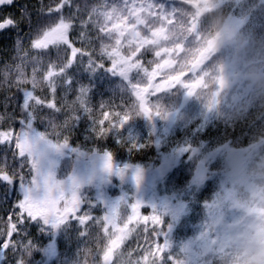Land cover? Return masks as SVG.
Listing matches in <instances>:
<instances>
[{
  "label": "snow or ice",
  "instance_id": "6c2138e0",
  "mask_svg": "<svg viewBox=\"0 0 264 264\" xmlns=\"http://www.w3.org/2000/svg\"><path fill=\"white\" fill-rule=\"evenodd\" d=\"M11 2L0 0V5ZM46 11L50 17L46 25L34 34L27 48L20 47L12 63L0 68V86L6 93L15 88L20 94L18 104L15 95L5 96L4 113L0 115L3 122L0 124V146L10 154L0 156V182L15 183L22 193L4 217H0V264H27L35 247L24 235V228L30 222L56 229L75 221L80 226L81 238L87 236L89 227L94 225L97 229L95 256L98 257L94 264H215L217 258H230L235 247L234 223H228L231 194L223 187V181L224 195L206 205L212 210V219L192 242L198 244V249L193 251L189 245H184L180 253L174 254L168 239L172 225H166L163 218L168 215L175 221L182 205L174 207L167 200L145 201L136 195L107 200L98 194L89 199L81 189L82 185L91 183L92 177H78L74 167L73 174L63 180L57 179L52 157H74V165L83 158L93 165L98 161L104 173L122 180L130 175L139 187L144 169L129 163L116 164L112 151L107 148L98 149L93 145L85 152L79 147H71L69 137L64 134L69 125L86 113L96 140L103 141L113 135L116 144L126 147L130 153L138 152L147 147V143L124 139L117 133L136 116H144L149 121L167 120L171 113L155 102L162 92L182 88L186 96H195L202 103L206 119L223 117L226 123L245 103L243 93L233 95L229 103L221 95L225 80L220 76L215 78L217 89L202 100L199 89L205 84L196 75L195 68L183 80L176 75L183 66L171 67L167 41L157 27V23L163 25L174 10L165 8L158 0H99L84 6L74 0H50ZM52 14H55L54 19H51ZM253 20L264 25V6L253 15ZM13 24L12 19H4L0 21V30ZM207 43L208 49L214 47V41ZM50 47H62L66 55L59 62L43 59L40 53ZM84 58H87L89 71L103 68L119 75L127 83L129 101L119 105L102 102L93 108L86 87L76 90L74 99L69 101L67 93L72 88V81L67 69ZM9 104L11 112L8 111ZM222 104L228 111H221ZM61 113L64 119L57 122L55 118ZM249 119V126L238 127L231 135L247 132L251 134V140L264 138V113L258 120L250 113ZM38 120L47 122L48 131H35L34 124ZM209 136L222 139V130L218 127L210 129ZM256 146L249 144L246 151L251 152ZM183 153H188L191 159L198 149L186 144L176 150L177 155ZM212 156L209 154L198 161L191 181L193 185H199L209 175L207 163ZM85 204L87 208L82 207ZM97 206L103 210L101 215L92 212ZM133 233L138 240L142 234L144 242L122 251L121 245ZM101 240L103 246L99 243ZM84 251L87 253L88 250ZM75 264L82 262L78 259Z\"/></svg>",
  "mask_w": 264,
  "mask_h": 264
},
{
  "label": "trees",
  "instance_id": "16d2710c",
  "mask_svg": "<svg viewBox=\"0 0 264 264\" xmlns=\"http://www.w3.org/2000/svg\"><path fill=\"white\" fill-rule=\"evenodd\" d=\"M198 0H158L163 3L165 8L174 10L171 15L166 18L163 25L159 22L157 27L161 29L160 33H164V40L167 41V56L173 58L176 67L195 65V58L198 56V39L193 35L191 22L194 18H198L195 11V4ZM82 6L92 5L99 0H74ZM39 3L45 5V10L39 8L37 10V23L35 22L34 34L46 25L50 17L47 9L50 5L48 0H39ZM264 6V0H228L226 9L222 11L228 20L239 19L246 20V29L242 28L241 35L250 48L254 49L256 44L264 41V25L253 20V15L260 12ZM215 12H211L201 16L196 23H201V35L204 41H207L214 36L207 35L208 18ZM55 14H52L51 19H54ZM45 24V25H43ZM31 35V39L33 38ZM75 35V33H73ZM163 51V49H162ZM43 59L48 61L59 62L66 55V50L62 47H50L46 51L40 53ZM213 54L203 67H198L196 75L203 73L200 78L208 85H212V79L215 75L212 74L210 62L213 61ZM235 59V58H233ZM87 58L78 60L67 69V75L72 81V88L67 93V99L71 101L74 99L76 90L80 87L88 89V100L90 106L98 107L102 102L121 104L129 101V93L127 91V83L119 76L113 75L111 72L103 68L95 71H89ZM223 64L216 65V74ZM30 71V69H29ZM2 80V79H1ZM211 80V83H210ZM62 90V89H61ZM11 98L15 95V101L18 104L20 94L16 92L15 88L10 89L7 93L4 87L0 86V115L4 113L5 96ZM245 103L240 110H237L228 123L224 118H205L204 120H195L187 125L177 126L170 130L173 124L174 110L179 104L181 95L178 92L166 93L162 92L159 98L155 101L159 103L162 100L163 107L167 109L171 115L168 118V129L161 127L163 123L161 119L155 120L159 123V132L157 135L153 133L152 123L144 116H136L131 119L123 129L119 130L117 135L124 139L136 140L140 143H147V147L138 152H129L126 147H122L115 143L113 135H109L105 140L98 141L92 133V122L88 118V114H81L80 118L65 130L64 134L69 137V144L71 147H79L82 151L87 152L93 145L98 149L107 148L112 151L115 162L129 163L132 165H139L142 167L156 166L160 162V155L162 153H171L176 151L179 147L191 144L198 149L196 156L191 159L188 153L181 154L176 166L165 178L166 193L177 194L182 196V201L187 207L186 214L174 227L170 242V250L172 253H180L184 245H189L193 251L198 249V244L192 242L196 241L200 236L205 225L211 220L210 212L212 211L206 205H211L223 193L225 185L222 187V177L227 175V169L224 164L225 153L246 151L249 144H253L251 134L245 132L239 136H233L238 127L249 126L251 120L249 114H254L255 119H259V115L264 113V104L257 103V93L251 85L248 91L243 94ZM59 103V101H57ZM160 104V103H159ZM177 105V106H176ZM174 106V107H173ZM175 108V109H174ZM9 112L12 111L11 104H9ZM57 122H62L64 115L58 114L55 118ZM3 122L0 121V124ZM19 128L20 125L14 124ZM35 127L37 131L42 133L48 131V124L46 121H36ZM222 130L223 138H213L209 136V130L216 128ZM35 129V130H36ZM157 141V144H156ZM253 151V150H252ZM251 151V152H252ZM213 154L212 161H208L207 168L209 175L206 176V181L202 185H193L191 183L192 177L195 173L197 163L203 156ZM10 155L6 148L0 146V156ZM65 159L72 160V157ZM67 166V165H66ZM253 187V186H252ZM244 189L239 190L237 202H243L245 208L253 206L254 195H250ZM22 193L19 186L15 183L4 184L0 182V217H4L5 213L12 207V205L20 199ZM254 199V201H253ZM259 208V207H258ZM241 212L235 207L230 208L229 219L236 223L239 220L232 212ZM245 216V215H244ZM247 217V216H245ZM244 221V220H243ZM242 222V221H241ZM89 222H86V224ZM80 226L75 221L66 223L54 229V238L52 242L53 255H38L36 251H31L28 256L27 264H75L79 259L82 264L86 261L87 264H94L98 259L95 256L97 251L96 233L97 229L93 225L88 229V235L80 237ZM102 235V234H101ZM140 239V238H139ZM103 246V240L99 242ZM140 240L136 235L125 242L122 251H127L129 247L136 248ZM84 250H88L85 253ZM136 253H133L135 256ZM241 255L235 254L232 251L230 258H217L215 264H238ZM127 257H125L126 259ZM9 260L11 257L9 256Z\"/></svg>",
  "mask_w": 264,
  "mask_h": 264
},
{
  "label": "rangeland",
  "instance_id": "374dc122",
  "mask_svg": "<svg viewBox=\"0 0 264 264\" xmlns=\"http://www.w3.org/2000/svg\"><path fill=\"white\" fill-rule=\"evenodd\" d=\"M227 2L228 0H198L196 2L194 7L198 18H194L193 21L191 22V25H192V31L194 33L193 35H195L196 38L198 39L199 51H198V56L195 58V62H196L195 65L192 66L185 65L182 71H178L176 73V75L179 76L181 80H183L184 77L188 76L192 72L193 68L197 70L198 67H203V65L208 61V59L213 54H216L215 37L209 39L214 41V47L212 49H208L207 42L209 40L204 41L200 32L202 24L200 22L199 23L196 22L201 16L205 14L216 12L217 10L221 12L224 11L226 9ZM229 21H231L239 29L240 34L242 28L246 29V25H245L246 20L231 19ZM160 35L164 39L165 34L160 33ZM169 56L171 55H168V57ZM171 67L173 68L176 67L173 58H172ZM200 74H198V77L200 76ZM220 76H223L225 80V88L222 91L221 95L222 97L225 98L227 97L230 100L232 96L236 95L238 92H242L244 94L245 91H248L251 86V84L245 77L242 67L237 64L235 59H232V61L229 64V76L231 77V79H229V77L225 75V67L223 65L212 79L213 84L208 85L207 83L204 82L205 87L199 89V91L202 94L205 92H208V94H210L211 92L216 90L218 86L215 78ZM157 79H159V77ZM161 83L165 84L164 81H161ZM210 88L211 91L209 92L208 90ZM165 92L166 93L178 92L179 96L181 95L179 104L178 106L176 105L177 108L176 109L174 108L175 109L174 116L172 117L173 124L171 125L169 131L173 130L177 126H181L184 124L187 125L197 119L204 120L206 118L203 105L195 96L193 97L186 96L182 88L179 89L174 88L171 91H165ZM159 103L163 105L162 100H160ZM165 121L168 122V119ZM165 121L164 120L162 121L163 123V126L161 127L162 130L164 128L168 129V124ZM151 123H152L153 133L157 135L159 132V123L155 119L151 120ZM34 129H36L35 124H34ZM35 131L40 132L37 131V129ZM230 153L233 152L225 153V156ZM180 155H177L176 152L169 154L162 153L160 155V162L156 166L153 165L149 167L140 166L142 169H144V175H143V180L139 185V187H137V185L132 180L130 175H126L125 178L122 180L115 175L104 173L100 168L98 161L96 162L95 165H93V163L90 160H87V158H83L80 162L75 163L74 165V157H72V160L65 159L67 155L59 156V157L53 156L52 158L55 160L56 166L54 171L57 179L63 180L69 174H73L74 167H75L74 174L77 175L78 177L82 179H87L89 176L92 177L91 183L82 185V189H81L84 195L89 199L95 198L98 194H102L103 197L106 198L107 200H116L121 195H128V196L136 195L145 201H153L159 203L161 201L167 200L174 207H179L180 205H182V207H179V211L176 215L175 221H172L171 217L168 215H166L163 218L166 225L168 223H171L172 225L171 230L168 232V239H170L174 227L184 217L187 211V207L185 203L182 201L181 195L178 196L177 194L166 193L165 178L171 172L172 168L176 166V164L178 163L180 159ZM213 158L214 156H212V159L210 161H212ZM115 163L118 165L124 164L119 162H115ZM221 164H224L225 166L224 160H222ZM102 177H107V179L106 180L102 179ZM222 179L225 188L228 189L231 194L230 204L232 205V207H235L241 211L243 210L245 211L243 214H240L241 212L238 213L236 211L232 212V215L236 216L237 219H239L235 221L236 223H234V228L232 230L233 236L235 237V247L233 248L232 251L235 252V254L242 255V243L245 240H247L251 235V233L247 230V226L244 224L243 220L245 219V216L251 217L258 215L261 212H264V209L260 207L258 208L257 201L256 202L254 201L255 198L253 199L254 203L251 208L248 209L243 207L244 203L237 202L236 198H234L233 196L234 182L229 181L226 178V176L222 177ZM205 181L206 178L199 185H202ZM241 189H244L247 193L250 192L251 195H254V189L249 184H244ZM223 195H224V191L219 197ZM82 207L87 208V205L85 204ZM102 211H103L102 208L99 206L92 208V212L95 215H101ZM143 211L144 210L141 209L142 213ZM228 223H233V221L228 218ZM24 235L27 239L31 240V242L35 245L32 251H36L38 255H42V256L47 255L48 257H52L53 255L52 240L54 238V229H52L50 226H45L43 224L30 222L24 228ZM131 235H136V234L133 233ZM139 240L141 244L144 242L142 234ZM125 242L121 245V249L125 244ZM113 260H115V256H113Z\"/></svg>",
  "mask_w": 264,
  "mask_h": 264
},
{
  "label": "clouds",
  "instance_id": "9594fccd",
  "mask_svg": "<svg viewBox=\"0 0 264 264\" xmlns=\"http://www.w3.org/2000/svg\"><path fill=\"white\" fill-rule=\"evenodd\" d=\"M207 35L215 37L216 55L210 62L212 74H216V65L223 64L225 75L231 79L229 64L235 58L257 93V103L264 104V41L258 42L254 49L250 48L239 29L219 10L208 18ZM207 95L208 92L203 93L202 100ZM221 111H228L223 104ZM253 143L257 146L252 152H234L224 157L226 178L234 182V198H238V192L244 184L253 186L257 206L264 209V138ZM243 222L251 235L242 243L238 264H264V212L245 217Z\"/></svg>",
  "mask_w": 264,
  "mask_h": 264
},
{
  "label": "flooded vegetation",
  "instance_id": "af4514ba",
  "mask_svg": "<svg viewBox=\"0 0 264 264\" xmlns=\"http://www.w3.org/2000/svg\"><path fill=\"white\" fill-rule=\"evenodd\" d=\"M38 8L39 12L41 8L45 10V5L40 4L39 0H12L10 4L0 5V21H14L13 25L0 31V68L14 61L21 46L27 48L40 15Z\"/></svg>",
  "mask_w": 264,
  "mask_h": 264
},
{
  "label": "water",
  "instance_id": "95a60500",
  "mask_svg": "<svg viewBox=\"0 0 264 264\" xmlns=\"http://www.w3.org/2000/svg\"><path fill=\"white\" fill-rule=\"evenodd\" d=\"M3 30V29H2ZM1 31V30H0Z\"/></svg>",
  "mask_w": 264,
  "mask_h": 264
}]
</instances>
